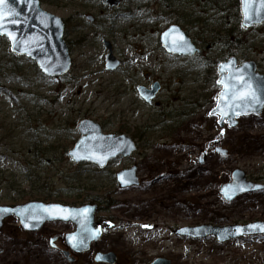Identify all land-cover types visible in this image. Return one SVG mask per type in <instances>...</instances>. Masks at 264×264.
<instances>
[{
	"label": "rangeland",
	"instance_id": "obj_1",
	"mask_svg": "<svg viewBox=\"0 0 264 264\" xmlns=\"http://www.w3.org/2000/svg\"><path fill=\"white\" fill-rule=\"evenodd\" d=\"M39 1L70 22L64 39L71 67L62 76H45L0 36V205L97 199L96 219L105 227L97 242L77 253L64 241L72 223L24 232L8 217L0 228V264H108L95 262L96 252L113 253V264L158 257L171 264H264V234L220 243L175 233L185 226L264 221V107L234 126H220L219 116L210 114L221 89L219 61L230 55L253 60L264 74V24L241 26L236 0H121L111 9L100 0ZM175 23L199 47L193 56L161 46L160 33ZM217 31L244 43L216 42ZM104 39L120 61L114 70L105 68ZM153 82L160 88L147 104L136 87ZM84 118L104 133L132 137L137 149L104 168L73 162L67 151ZM133 165L138 184L121 188L115 174ZM234 169L263 188L225 199L221 190ZM53 236H61L62 251L50 247Z\"/></svg>",
	"mask_w": 264,
	"mask_h": 264
},
{
	"label": "water",
	"instance_id": "obj_2",
	"mask_svg": "<svg viewBox=\"0 0 264 264\" xmlns=\"http://www.w3.org/2000/svg\"><path fill=\"white\" fill-rule=\"evenodd\" d=\"M110 8L117 6L119 0H101ZM240 23L244 27L264 23V4L261 0H238ZM86 18L92 21L91 16ZM64 20L40 6L39 0H5L0 5V36L9 41L10 51L15 55H23L31 59L39 71L49 77L65 74L71 66L68 46L63 38ZM182 37V39H181ZM161 46L172 54L192 56L199 49L190 37L177 24H171L159 36ZM107 49L105 68L114 70L120 61L113 55L111 43L104 39ZM219 77L217 83L221 90L217 95L215 107L210 114L219 116L218 124L223 126L227 121L231 126L237 124V118L250 114H258L264 106V74L256 71L253 60H243L239 65L234 55L218 64ZM159 89L154 82L150 88L137 86L138 94L150 103ZM249 93L247 99H240ZM255 99H252V96ZM80 137L67 155L73 162H90L104 168L116 156L127 157L136 150V143L126 134L103 133L101 126L88 118L77 124ZM225 153L224 149H217ZM121 188L138 184L136 166L122 169L115 174ZM263 188L258 183L246 179L241 169H234L231 181L226 183L221 192L225 199L231 200L236 195ZM96 203L67 205L58 202L29 200L21 204L0 205V228L3 220L14 216L18 219L23 231L36 232L45 223L60 221L71 222L74 230L64 235L66 245L75 252L89 249L91 243L97 242L102 235V227L95 220ZM264 221H252L245 224H228L216 226L201 224L185 226L175 231L176 234L190 238H206L213 236L217 242L238 239L244 235L264 234ZM52 240V239H50ZM66 256V254H65ZM116 256L111 253L96 252L95 262L113 264ZM150 264H171L169 260L158 257Z\"/></svg>",
	"mask_w": 264,
	"mask_h": 264
},
{
	"label": "trees",
	"instance_id": "obj_3",
	"mask_svg": "<svg viewBox=\"0 0 264 264\" xmlns=\"http://www.w3.org/2000/svg\"><path fill=\"white\" fill-rule=\"evenodd\" d=\"M235 8H236V10H237V7H238V0H236L235 1ZM238 18V17H237ZM65 23H66V25L68 24L69 25V20L67 19V20H65ZM227 32H229V36L227 35H225V33L223 34V32H222V34L220 33V31H217L215 34H214V40L216 41V42H219V43H222V44H224V42H226L228 39H230L231 41H232V43L230 42V44H231V46H234V45H236V46H238V45H241V44H243L244 43V41H241L240 39L238 40H235L234 41V38L232 37V32H230V31H227ZM42 199H45L46 197H41ZM89 201L91 202V203H96L95 201H97V199H92V198H90L89 199ZM75 202V200L73 199L72 201H71V204H73ZM99 207L101 208V206L99 205ZM99 220V219H98Z\"/></svg>",
	"mask_w": 264,
	"mask_h": 264
},
{
	"label": "flooded vegetation",
	"instance_id": "obj_4",
	"mask_svg": "<svg viewBox=\"0 0 264 264\" xmlns=\"http://www.w3.org/2000/svg\"><path fill=\"white\" fill-rule=\"evenodd\" d=\"M147 75V74H146ZM61 236H56L53 240L49 241V245L52 246L56 251H62V245L60 244Z\"/></svg>",
	"mask_w": 264,
	"mask_h": 264
},
{
	"label": "snow or ice",
	"instance_id": "obj_5",
	"mask_svg": "<svg viewBox=\"0 0 264 264\" xmlns=\"http://www.w3.org/2000/svg\"><path fill=\"white\" fill-rule=\"evenodd\" d=\"M4 2H5V0H0V5H2ZM261 2H262V4H264V0H261ZM181 39H182V37H181ZM249 95H251V94H249V93H244V94L240 97V99H242V100L247 99V98L249 97ZM251 98H252V99H255V96L253 95ZM262 230H264V229H262Z\"/></svg>",
	"mask_w": 264,
	"mask_h": 264
},
{
	"label": "bare ground",
	"instance_id": "obj_6",
	"mask_svg": "<svg viewBox=\"0 0 264 264\" xmlns=\"http://www.w3.org/2000/svg\"><path fill=\"white\" fill-rule=\"evenodd\" d=\"M91 80H93V78H91ZM126 225H129V224H127V223L121 224L120 225L121 230H123Z\"/></svg>",
	"mask_w": 264,
	"mask_h": 264
}]
</instances>
